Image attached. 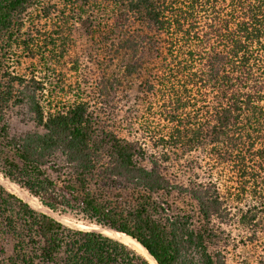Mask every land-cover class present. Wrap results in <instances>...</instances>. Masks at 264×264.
<instances>
[{"label":"trees","instance_id":"trees-1","mask_svg":"<svg viewBox=\"0 0 264 264\" xmlns=\"http://www.w3.org/2000/svg\"><path fill=\"white\" fill-rule=\"evenodd\" d=\"M0 176L158 264H264V0H0ZM0 264L149 263L0 183Z\"/></svg>","mask_w":264,"mask_h":264},{"label":"rangeland","instance_id":"rangeland-1","mask_svg":"<svg viewBox=\"0 0 264 264\" xmlns=\"http://www.w3.org/2000/svg\"><path fill=\"white\" fill-rule=\"evenodd\" d=\"M70 57H65L63 60H62V63L57 67L58 69H59V75L58 76H60V78L59 77H57V78H59V80H65V82L66 83H71L72 81H74V78L76 79V75H74L73 73H72V71H70V68H71V64H70ZM22 66V68L20 69V71L23 73V72H25L26 74L28 73V69H29V65L28 64H26L25 63V61H24V63H23V65H21ZM84 68H83V73H84V75H88L87 74V72H88V69H92L93 68V66L90 64V65H87V64H84ZM64 78V79H63ZM1 177V176H0ZM3 179V178H2ZM4 180V179H3ZM6 181V180H5ZM9 183V182H8ZM3 185V184H2ZM9 185L10 186H12L15 190H17L13 185H11L10 183H9ZM4 186V185H3ZM9 186V187H10ZM5 188H6V186H4ZM8 191L10 190L9 188H6ZM19 193H21L23 196H24V198H27V199H29L28 197H25V195L22 193V192H20L19 190H17ZM9 192H11L12 193V191L10 190ZM13 194H15V193H13ZM16 195V194H15ZM17 196V195H16ZM19 197V196H18ZM20 198V197H19ZM24 198H21V199H23L24 201H25V199ZM29 200H31V199H29ZM31 201H33V200H31ZM26 202V201H25ZM34 202V201H33ZM35 203V202H34ZM36 204V203H35ZM36 205H38V204H36ZM39 206V205H38ZM40 207V206H39ZM42 208V207H41ZM37 210V209H36ZM45 210V209H44ZM39 211V210H38ZM40 212H42V211H40ZM43 213H46V214H48L49 216H51V217H53V218H55L56 220H58V221H61V219L63 220H67V221H69V222H72V221H70V220H68L67 218H64V217H60V216H58V215H56V214H52V213H50V212H47L46 210H45V212H43ZM50 213V214H49ZM53 215V216H52ZM72 223H74V222H72ZM75 224H79V223H75ZM65 225V224H64ZM79 225H81V226H84V225H82V224H79ZM67 226V225H66ZM68 227H70V226H68ZM85 227H87V226H85ZM70 228H72V227H70ZM87 228H93V227H87ZM73 229H75V228H73ZM78 230H80V229H78ZM86 231H93V230H86ZM238 248H241L242 250H240V253H242L244 256H247L248 255V257H249V259H247V263H244V261H243V258H241L240 256H238V253L236 252L235 254H234V257L230 260L231 262H232V264H253V262H252V259H251V247H249V246H247V247H245V248H242L241 246H239ZM238 252H239V250H238ZM237 254V255H236Z\"/></svg>","mask_w":264,"mask_h":264},{"label":"bare ground","instance_id":"bare-ground-1","mask_svg":"<svg viewBox=\"0 0 264 264\" xmlns=\"http://www.w3.org/2000/svg\"><path fill=\"white\" fill-rule=\"evenodd\" d=\"M0 183L3 184L4 186H6V188H9L12 191V193H15L20 198H24V196L21 193H19L12 186H10L7 181H5V180L2 179V177H0ZM24 199L33 208H35V209H37L39 211L45 212V210L43 208H41L38 205H36L33 201H31V200H29L27 198H24ZM60 222H62L63 224H65L67 226H70L72 228H75V229H80V230H90L91 229V230H93L95 232H98V233L104 235V236H107L109 238H112V239H114V240H116V241H118L120 243H123V244L131 247L132 249H134L136 252H138L139 254H141L148 261L149 264H157L154 261V259L148 255V253L146 252V250L144 248H142L141 245L138 242H136L134 239H132L130 236L123 235V234H121L119 232L112 231V230L105 229V228H100V227L87 228L85 226H81L79 224H75V223L69 222V221L64 220V219L63 220L61 219Z\"/></svg>","mask_w":264,"mask_h":264},{"label":"water","instance_id":"water-1","mask_svg":"<svg viewBox=\"0 0 264 264\" xmlns=\"http://www.w3.org/2000/svg\"><path fill=\"white\" fill-rule=\"evenodd\" d=\"M101 228V227H100ZM105 229H107V228H105ZM109 230H112V229H109ZM112 231H115V230H112ZM116 232H119V231H116ZM119 233H121V232H119ZM121 234H123V235H126V234H124V233H121ZM128 236V235H127ZM133 239V238H132ZM135 240V239H134ZM136 241V240H135ZM137 242V241H136ZM141 245V244H140ZM142 248H144L143 246H141ZM145 249V248H144ZM146 250V249H145ZM147 252V251H146ZM148 253V252H147ZM148 255L150 256V257H152L149 253H148ZM153 258V257H152ZM154 259V258H153ZM154 261H155V259H154ZM156 262V261H155ZM157 263V262H156ZM158 264V263H157Z\"/></svg>","mask_w":264,"mask_h":264}]
</instances>
